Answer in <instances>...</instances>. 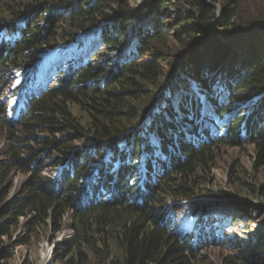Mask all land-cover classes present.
<instances>
[{"label":"trees","instance_id":"16d2710c","mask_svg":"<svg viewBox=\"0 0 264 264\" xmlns=\"http://www.w3.org/2000/svg\"><path fill=\"white\" fill-rule=\"evenodd\" d=\"M177 1L190 6L174 32L187 60L161 87L167 90L156 94L157 102L152 96V104L144 105L142 96L163 76L159 51L169 49L166 41L161 44L167 35L161 14L169 0H146L139 9L129 0L0 4V121L16 138L11 165L36 169L34 180L11 200L1 189L10 163L0 172V264H12L14 250L3 238L14 236L21 218H28L22 238L28 245L43 231H61L69 213L73 236L55 247L56 264H199L192 239L181 240L170 228L168 213L182 207L172 201L189 202L194 216L200 210L211 218V211H221L223 206H201L193 198L200 173L216 164L223 143L252 144L254 162L264 170V45L261 51L253 45L243 66L229 67L230 47L219 38L221 28V35L250 30L264 14L236 20L244 0H221L217 18L210 2L220 0ZM79 39L83 52L75 59L60 57L46 88L31 91L29 81L45 49ZM149 51L154 57L143 60ZM19 75L21 82L11 89L10 77ZM21 95L26 96L22 108ZM73 107L88 116V124ZM83 139L81 150L77 143ZM29 143L34 146L23 158ZM47 165L63 167L56 180L43 176ZM203 229L195 243L199 248L216 240L211 227L204 240ZM250 246L252 255L233 256V264H264V238Z\"/></svg>","mask_w":264,"mask_h":264},{"label":"rangeland","instance_id":"374dc122","mask_svg":"<svg viewBox=\"0 0 264 264\" xmlns=\"http://www.w3.org/2000/svg\"><path fill=\"white\" fill-rule=\"evenodd\" d=\"M21 3L28 2L30 0H17ZM146 0H129V4L132 8L139 9L143 8ZM3 0H0V4ZM217 6V18L222 11L221 0L217 3L210 2ZM118 5V4H117ZM116 6V4H115ZM237 6H233L235 9ZM190 10V6L182 1L169 0V5L164 8L161 18L164 20L166 26L165 33L167 34L164 41L161 43L167 46L169 50L159 51L163 57L159 61V66L163 70V76L157 85L149 86L147 89L148 93L142 96L144 102L147 101L151 103L152 96L154 97V102L156 94L164 93L167 89L165 87L168 85L172 75L175 74L176 70L179 71L184 60H187L188 51L184 49V45L181 46L180 43L176 42L174 32L180 27L179 22H182V17ZM256 14H264V0H244L240 4L237 11L236 20L255 18ZM259 15V16H261ZM257 23H253L254 26L248 29H237L230 30L231 34L221 35L225 29H220L219 37L222 39L230 38V42H225L226 46H229L227 65L229 67L235 66L236 64L243 66L242 60L248 56L250 49L254 45V50L262 49L264 45V21L257 20ZM169 33V34H168ZM169 36V37H168ZM229 36V37H228ZM91 38L95 39V36L91 34ZM126 39V37L122 38ZM201 37H197V41ZM185 41H187L185 39ZM194 43V39H192ZM80 42V39L76 41ZM163 45V46H164ZM106 47L104 46L103 49ZM203 49V47L201 48ZM78 50H81V43L77 46H73L66 52L49 51L46 55L45 61L41 66V71L39 73L43 74L45 80L47 77H51L54 74L50 65H53L55 60H57L61 55L67 54L74 57ZM264 54V53H263ZM154 51H149L143 56V60L152 59L154 57ZM153 56V57H152ZM206 62L210 61V57H206ZM48 64L47 68L45 66ZM181 71V70H180ZM166 74V75H164ZM10 77V76H9ZM18 76H11V86L13 87L18 82ZM41 81V80H40ZM40 83L37 82V86L42 84L44 86V81ZM195 84V83H194ZM163 87V90L161 87ZM196 85V84H195ZM199 96L201 99L206 97L199 91ZM264 94V93H263ZM8 105L7 109L10 107L11 98L6 99ZM153 102V110L157 105ZM141 105V106H142ZM73 112L77 115L78 120L88 124V116L85 115L78 107H73ZM11 113V112H10ZM62 137V136H60ZM13 140H16L15 135H10L9 129L6 124L0 121V172L5 167V165H11V153L10 147L14 146ZM81 147V150L86 148L85 139L77 143ZM34 144L29 143V148L22 150L23 158L27 157L30 153L31 148ZM79 146V147H80ZM222 148L219 150L220 158L217 160L216 164L213 165L212 169L206 173H200V183L196 189V195L193 198L204 206L209 204L208 207H221V211L216 213L219 216L220 213H224L222 217L216 218V221L212 223L210 220L200 218L198 216H192L190 213L191 204L189 202H181L176 200V202L182 205V209L177 213L169 212L168 216H173L170 228L175 231L181 232L177 234L180 236L181 240H187L191 238V243L194 245L195 254L199 264H233V256H239L243 258L245 256L250 257L252 251L250 252V245L252 243H259L261 239L264 238V170L255 164V151L253 145L245 141L242 147H232L226 143H223ZM48 164V161H46ZM12 166V165H11ZM24 165L12 166L10 174L2 186V190L8 193L7 200H11L14 197L23 193V188L25 185L32 180H34L36 169L33 167L31 172H24ZM59 174V168L48 166L43 171V176L53 180ZM251 186L252 189H248ZM203 203V205H202ZM180 205V206H181ZM233 208V215L231 209ZM1 211V208H0ZM229 212L231 214V220L228 222V217L225 213ZM28 218H21V223L19 228L16 230L12 238L4 237L5 246L7 248H13L14 255L10 259L12 264H56L53 252L50 259L43 258L44 253L49 252L48 243L54 242L56 240H61L63 242L72 238L73 236V214L69 213L64 218V227L59 232H53L51 229L42 232V236L39 239H33L30 244L25 245L22 243V238L26 236ZM204 225L213 226L212 229H217L216 241L215 243L205 244L204 247L199 248L196 242L198 238L195 237L196 229L201 227V223ZM207 228V229H208ZM206 234V233H205ZM200 241V240H199ZM200 243V242H199ZM201 244V243H200ZM244 255H243V254ZM245 253H248L245 255ZM242 254V256H241ZM256 255L253 254L252 259H255ZM264 259V256L262 257ZM59 264V263H57ZM237 264H240L237 261Z\"/></svg>","mask_w":264,"mask_h":264},{"label":"clouds","instance_id":"9594fccd","mask_svg":"<svg viewBox=\"0 0 264 264\" xmlns=\"http://www.w3.org/2000/svg\"><path fill=\"white\" fill-rule=\"evenodd\" d=\"M1 36L3 37V35L1 34ZM82 38V37H81ZM77 45H79V43H77V42H75V43H73V44H68V45H66L65 47H63V48H58V49H54V50H52V49H45V51H46V53H45V55H44V59H43V61H42V63L40 64V66H39V69H38V71H37V74L34 76V77H36V76H38L39 75V73H40V71H41V66H42V64H43V62L45 61V58H46V54L49 52V51H58L59 53L60 52H66L67 50H69L70 48H72L73 46H77ZM83 52V48H81V50L79 51L78 50V52H77V54L74 56V57H72V56H69V55H67V54H63L62 56H65V55H67L68 57H71V58H75L77 55H79L80 53H82ZM57 60H55L54 62H56ZM51 66H52V69H53V71H54V73H55V65L53 64V65H50V68H51ZM49 79L51 78V79H53L52 78V76L51 77H48ZM13 82V81H12ZM12 82H11V84H12ZM35 81H33L32 82V84L34 83ZM40 82V81H39ZM40 83H42L43 84V82H40ZM11 84H10V87H12L11 86ZM42 84H40V85H38L37 86V83H36V86L35 87H31V89L34 91L35 90V92H38L39 90H40V87H43V88H46L45 87V85L44 86H42ZM39 87V88H38ZM259 98V96L258 97H255L254 98V101H256L257 99ZM59 168V174L56 176V177H54L53 179H57L59 176H60V174H61V171H62V166H60V167H58ZM183 202H186V201H183ZM173 205V204H172ZM182 206V205H181ZM192 208H193V206L191 205V209H190V212H191V210H192ZM181 209H182V207H181ZM180 209V210H181ZM219 212V211H218ZM192 213V212H191ZM216 213L217 212H215V211H211L210 213H209V216H211V218L209 217V218H204L203 217V212L202 211H198L197 212V214L195 215V217L196 216H198V217H200V218H204V220L203 221H205V219H208V220H210L212 223H214V221H216V218H219V216L220 217H222V215L224 214V213H220L219 214V216H216ZM225 215H226V217H228V222H230V220H231V214L229 213V212H226L225 213ZM192 216H194L193 214H192ZM201 223V222H200ZM202 226H204V228L205 229H203V230H201L202 231V233L203 234H205L206 233V235L204 236V240L205 239H207V233L209 232V231H206L205 232V230H208L209 228H208V226H206V224L204 225V223L202 222L201 223V227ZM201 227L200 228H198V229H196V230H194V231H196V234H195V237H197L198 235H199V230L201 229ZM211 228L213 227V226H210ZM208 228V229H207ZM213 231H216L217 229H212ZM179 234L181 233V232H179V231H177ZM215 233V232H214ZM215 238H216V234H215ZM216 241V240H215ZM200 245V243L198 244V246Z\"/></svg>","mask_w":264,"mask_h":264},{"label":"water","instance_id":"95a60500","mask_svg":"<svg viewBox=\"0 0 264 264\" xmlns=\"http://www.w3.org/2000/svg\"><path fill=\"white\" fill-rule=\"evenodd\" d=\"M219 38H222V37L220 36ZM229 39H230V38H226V40H225V39H222V41H223V42H230ZM60 241H61V240L58 239V240L54 241L53 243H52V242H49V243H48V245H50L51 254H52V252L54 251L55 247L60 243Z\"/></svg>","mask_w":264,"mask_h":264},{"label":"bare ground","instance_id":"6f19581e","mask_svg":"<svg viewBox=\"0 0 264 264\" xmlns=\"http://www.w3.org/2000/svg\"><path fill=\"white\" fill-rule=\"evenodd\" d=\"M72 59H75V58H72ZM48 248H49V252L48 253H44V256H43V258H44V260L46 259H50V256H51V250H50V245H48ZM46 263H48V262H46ZM46 263H43V264H46Z\"/></svg>","mask_w":264,"mask_h":264}]
</instances>
